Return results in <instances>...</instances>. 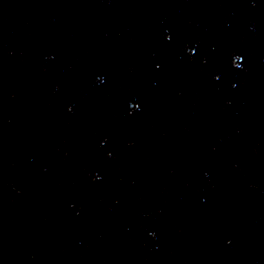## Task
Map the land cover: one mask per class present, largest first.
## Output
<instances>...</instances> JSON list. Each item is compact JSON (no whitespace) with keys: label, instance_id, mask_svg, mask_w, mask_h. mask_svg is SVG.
<instances>
[{"label":"water","instance_id":"1","mask_svg":"<svg viewBox=\"0 0 264 264\" xmlns=\"http://www.w3.org/2000/svg\"><path fill=\"white\" fill-rule=\"evenodd\" d=\"M177 96L264 125V0H12Z\"/></svg>","mask_w":264,"mask_h":264}]
</instances>
